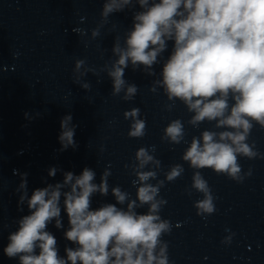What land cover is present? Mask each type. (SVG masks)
Returning a JSON list of instances; mask_svg holds the SVG:
<instances>
[{
	"label": "clouds",
	"instance_id": "obj_1",
	"mask_svg": "<svg viewBox=\"0 0 264 264\" xmlns=\"http://www.w3.org/2000/svg\"><path fill=\"white\" fill-rule=\"evenodd\" d=\"M135 4L141 10L133 12L132 27L126 31L123 45L117 36L112 47L117 59L105 63L99 71L77 59L73 83L90 90L91 85L82 82V77L88 72L96 76L107 72L112 81L111 95L123 93L122 100L132 101L138 86L125 79L129 64L133 71L143 66L148 75L154 76L158 56L167 50L169 41L173 42L171 54L163 63L162 78L153 81L150 91L163 89L171 102L165 105L169 111L177 100L182 102L193 113L188 124L194 128L208 121L215 129H222L193 136L182 155L195 170L186 191L189 195L192 190L202 194L193 206L197 215L206 218L216 211L215 197L200 170L211 169L239 183L252 174L251 169L242 174L239 158H264L254 143H248L255 125L264 129V0H135ZM135 4L133 0H104L100 24L91 30L92 39L101 35L112 14L130 10ZM73 32L81 37L87 34L80 28ZM123 117L130 121L129 138L145 136L146 120L141 118L139 108L124 111ZM72 121L71 113L60 120L61 152L78 147L74 139L77 125ZM161 140L173 145L184 142V122L171 120ZM154 152L155 146L140 147L133 163L125 165L131 166L135 175V199L116 186L111 189L116 203L98 208L92 207V197L96 193L108 195V168L98 184L94 182L95 171L85 167L80 175L64 172L62 183L36 188L30 196L28 173L14 170L20 176L15 189L19 194L17 207L23 212L26 204L28 213L14 221L18 227L9 233L4 255L18 259L19 264H170L168 243L162 237L171 233L172 224L160 215L167 204L160 189L165 182L180 178L184 167L176 164L163 180L158 179L156 169L161 168V161ZM149 164L155 168L147 169ZM57 171L62 169L49 168L48 176L55 177ZM126 202V209L117 206ZM145 206L146 212L137 211ZM62 211L68 221L64 238L75 245L65 246L64 256L56 236L48 230L53 221L56 229H63ZM222 243H231V236Z\"/></svg>",
	"mask_w": 264,
	"mask_h": 264
}]
</instances>
